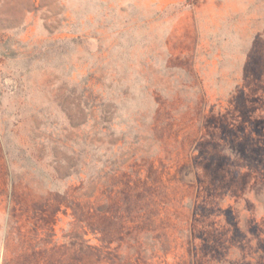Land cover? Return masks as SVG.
<instances>
[{
	"label": "rangeland",
	"instance_id": "obj_1",
	"mask_svg": "<svg viewBox=\"0 0 264 264\" xmlns=\"http://www.w3.org/2000/svg\"><path fill=\"white\" fill-rule=\"evenodd\" d=\"M0 264H264V0H0Z\"/></svg>",
	"mask_w": 264,
	"mask_h": 264
}]
</instances>
